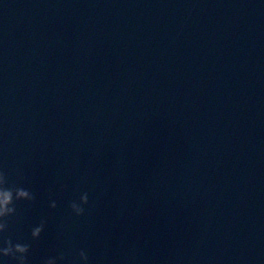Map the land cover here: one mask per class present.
<instances>
[{
	"label": "water",
	"instance_id": "water-1",
	"mask_svg": "<svg viewBox=\"0 0 264 264\" xmlns=\"http://www.w3.org/2000/svg\"><path fill=\"white\" fill-rule=\"evenodd\" d=\"M0 170L28 264H264V0H0Z\"/></svg>",
	"mask_w": 264,
	"mask_h": 264
},
{
	"label": "clouds",
	"instance_id": "clouds-1",
	"mask_svg": "<svg viewBox=\"0 0 264 264\" xmlns=\"http://www.w3.org/2000/svg\"><path fill=\"white\" fill-rule=\"evenodd\" d=\"M36 199L34 193L30 190L18 186L14 183H9L8 173L0 170V264H9V259L14 264H28V255L31 249L30 243L14 242L11 236H6L8 233L12 218L18 216L17 202L27 201L34 202ZM89 203L88 193H82L79 197V202L73 200L69 203L71 211L75 216L80 217L85 214V206ZM49 207L55 209L57 207L56 201L51 200ZM46 220L42 219L38 225L31 229V238L33 240L39 239L44 230ZM79 264H88L89 257L87 253L80 249L77 252ZM74 264L69 261L66 254L61 251L55 256H50L42 261V264Z\"/></svg>",
	"mask_w": 264,
	"mask_h": 264
}]
</instances>
